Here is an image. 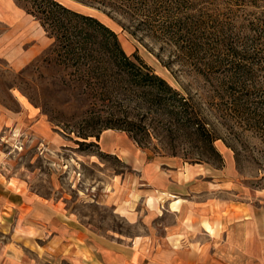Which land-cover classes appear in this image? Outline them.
<instances>
[{"label": "rangeland", "instance_id": "rangeland-1", "mask_svg": "<svg viewBox=\"0 0 264 264\" xmlns=\"http://www.w3.org/2000/svg\"><path fill=\"white\" fill-rule=\"evenodd\" d=\"M58 1L108 26L126 54L137 55L186 96L216 137L220 160L133 91L116 87L110 100L89 91L72 69L55 63L52 39L27 17L0 47V264H95L82 240L96 254L98 240L143 233V223H130L114 207L137 178L117 151L102 149V134L122 131L101 129L106 118L133 122L124 132L146 157L205 166L222 188L264 189L260 128L224 108L212 78L196 72L184 51L109 7ZM13 2L24 9L22 0Z\"/></svg>", "mask_w": 264, "mask_h": 264}, {"label": "trees", "instance_id": "trees-1", "mask_svg": "<svg viewBox=\"0 0 264 264\" xmlns=\"http://www.w3.org/2000/svg\"><path fill=\"white\" fill-rule=\"evenodd\" d=\"M22 1L25 13L52 39L55 63L72 69L89 91L102 100H110L116 87L133 91L148 107L161 108L220 160L213 146L216 137L198 109L137 55L126 54L113 30L58 0ZM76 1L109 7L184 51L196 72L212 78L224 108L260 128L264 140V0ZM258 91L260 101L254 98ZM101 123V129H133L130 121L106 118Z\"/></svg>", "mask_w": 264, "mask_h": 264}, {"label": "crops", "instance_id": "crops-1", "mask_svg": "<svg viewBox=\"0 0 264 264\" xmlns=\"http://www.w3.org/2000/svg\"><path fill=\"white\" fill-rule=\"evenodd\" d=\"M13 1L0 0L5 26L0 47L10 31L15 34L27 17L32 19ZM119 133L102 134L100 145L117 151L137 182L114 207L130 223H143V233L98 240L96 254L82 240L87 259L95 264H264V189L222 188L209 168L175 157H146L124 131Z\"/></svg>", "mask_w": 264, "mask_h": 264}]
</instances>
